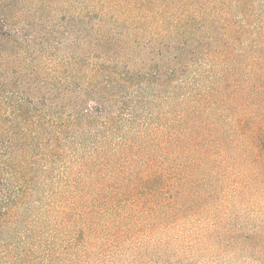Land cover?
<instances>
[{"label": "trees", "instance_id": "1", "mask_svg": "<svg viewBox=\"0 0 264 264\" xmlns=\"http://www.w3.org/2000/svg\"><path fill=\"white\" fill-rule=\"evenodd\" d=\"M203 1L0 0V264H264V0Z\"/></svg>", "mask_w": 264, "mask_h": 264}, {"label": "rangeland", "instance_id": "2", "mask_svg": "<svg viewBox=\"0 0 264 264\" xmlns=\"http://www.w3.org/2000/svg\"><path fill=\"white\" fill-rule=\"evenodd\" d=\"M193 2V0H190ZM187 0L186 7L185 8H190V2ZM215 8V3L210 2L209 0L203 1L199 3V6L191 8V17H196L198 19V25L201 24L202 22L206 21L207 19V14L212 11ZM211 22V20H210ZM205 47V46H204Z\"/></svg>", "mask_w": 264, "mask_h": 264}]
</instances>
